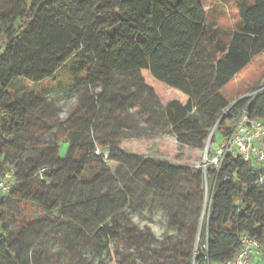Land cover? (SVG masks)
Here are the masks:
<instances>
[{
    "label": "trees",
    "instance_id": "trees-1",
    "mask_svg": "<svg viewBox=\"0 0 264 264\" xmlns=\"http://www.w3.org/2000/svg\"><path fill=\"white\" fill-rule=\"evenodd\" d=\"M236 5L243 24L229 33L207 23L200 0H0V178L14 171L10 190L0 196V264L21 262L7 227L17 217L8 197L48 216L57 210L53 197L79 184L86 164L106 165L115 158L131 160L137 181L162 203L176 205L172 222L190 250L182 255L184 264H225L238 253L243 235L264 248V183L240 154H226L219 169L212 163L179 166L104 141L105 159L93 153L94 142L74 138L78 132L72 128L65 137L67 153L56 166L48 167L51 157L38 147L26 163L13 159L20 137L34 128L32 116L45 109L54 89L37 91L26 83L69 78L55 88L57 93L82 87L91 97L97 85H106L111 93L103 104L105 121L158 101L170 134L196 154L214 128L211 143L217 133L225 138L240 110L248 108L251 118L264 119V87L224 114L232 104L223 90L264 54V0H236ZM97 102L93 97L83 105L82 118ZM63 140L53 143V152ZM88 145L92 150L84 151ZM210 179L212 188L207 184L205 189ZM205 195L202 241L195 250ZM96 237L139 242L144 233L114 217Z\"/></svg>",
    "mask_w": 264,
    "mask_h": 264
},
{
    "label": "rangeland",
    "instance_id": "rangeland-1",
    "mask_svg": "<svg viewBox=\"0 0 264 264\" xmlns=\"http://www.w3.org/2000/svg\"><path fill=\"white\" fill-rule=\"evenodd\" d=\"M200 2L207 13V23L221 31L230 33L243 24L236 0ZM69 82V78H64L61 83L49 80L40 85L25 84L37 91L46 87L54 89L48 93L45 109L32 116L34 128L20 137L13 159L19 158L26 163L35 157V148L38 147L43 150L41 154L51 157L48 167L56 166L58 157L67 153L65 137L70 136L72 128L78 132L74 138L80 139L81 143L94 142L97 148L93 153L104 155L105 159L109 150L101 147H105L102 143L108 141L109 145L129 154L148 155L179 166L206 168L224 141L217 133L215 142H210L198 154L181 146L170 134L158 101L117 113L105 121L103 104L110 97L111 88L97 85L92 97V93L85 92L82 87L56 92L55 88ZM263 83L264 54L257 56L223 92L233 104L248 99ZM93 97L98 98L95 108L82 118L83 105L90 103ZM63 138L60 148L53 152L56 149L53 143ZM83 147L84 151L92 150L91 145ZM86 167L87 174L79 184L53 197L52 203L57 201V210L48 216L37 209H23L18 206L16 197H8V207L17 217L9 219L7 227L14 240L13 246L21 256L20 264H67L70 260L71 264H184L182 255L186 256L190 250L184 235L172 222L176 205L162 203L154 192L137 181L136 167L131 160L115 158L106 165L90 163ZM207 184L211 190L213 179L205 180V189ZM183 187L188 189L190 186ZM206 200L205 195L199 234L193 246L195 250L202 241ZM114 217L125 228H137L144 233V238L139 242L123 243L104 237L97 239L98 229ZM31 218L35 219L34 224H31ZM24 250L27 256L23 255ZM258 256L262 260L258 264H264V248Z\"/></svg>",
    "mask_w": 264,
    "mask_h": 264
},
{
    "label": "built area",
    "instance_id": "built-area-1",
    "mask_svg": "<svg viewBox=\"0 0 264 264\" xmlns=\"http://www.w3.org/2000/svg\"><path fill=\"white\" fill-rule=\"evenodd\" d=\"M257 92H253L249 97L255 96ZM235 103L228 107L224 114H227ZM228 153L240 154L245 162L251 163L255 170L261 173L259 182L264 183V119L251 118L248 108L240 110L233 119L231 132L224 138L211 162L216 169L220 168ZM13 179L14 171H9L0 178V196L7 194ZM260 249L258 241L243 235L238 253L225 264H253L254 258L260 254Z\"/></svg>",
    "mask_w": 264,
    "mask_h": 264
},
{
    "label": "water",
    "instance_id": "water-1",
    "mask_svg": "<svg viewBox=\"0 0 264 264\" xmlns=\"http://www.w3.org/2000/svg\"><path fill=\"white\" fill-rule=\"evenodd\" d=\"M263 87H264V83L262 84V86L260 87V89H262ZM242 100H244V99H242ZM238 102H239V101H237L235 104H237ZM214 130H215V128L213 129V131H212L211 134H210V137H209L208 142H207V146L210 145L211 138H212V135H213Z\"/></svg>",
    "mask_w": 264,
    "mask_h": 264
},
{
    "label": "crops",
    "instance_id": "crops-1",
    "mask_svg": "<svg viewBox=\"0 0 264 264\" xmlns=\"http://www.w3.org/2000/svg\"><path fill=\"white\" fill-rule=\"evenodd\" d=\"M257 262V264H258V262H260L261 263V256H256L255 258H254V260H253V264H254V262Z\"/></svg>",
    "mask_w": 264,
    "mask_h": 264
}]
</instances>
